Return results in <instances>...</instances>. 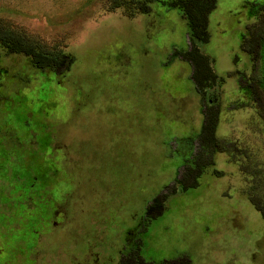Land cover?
Here are the masks:
<instances>
[{
	"label": "rangeland",
	"instance_id": "obj_1",
	"mask_svg": "<svg viewBox=\"0 0 264 264\" xmlns=\"http://www.w3.org/2000/svg\"><path fill=\"white\" fill-rule=\"evenodd\" d=\"M132 1L111 11L118 0H0L2 35L73 58L65 74L42 72L0 44V264H120L139 242L145 263L264 264V220L240 171L260 169L264 182V120L240 49L255 0H216L200 47L224 80L210 92L220 99L216 136L251 161L216 154L186 191L178 182L190 156L200 161L208 105L191 66L172 57L190 48L186 22L174 0H153L147 14ZM161 195L162 214L147 217Z\"/></svg>",
	"mask_w": 264,
	"mask_h": 264
},
{
	"label": "trees",
	"instance_id": "obj_2",
	"mask_svg": "<svg viewBox=\"0 0 264 264\" xmlns=\"http://www.w3.org/2000/svg\"><path fill=\"white\" fill-rule=\"evenodd\" d=\"M118 1L119 5H111V11L124 7V3L127 0ZM152 1L153 0H139L132 2L134 3L133 5L136 11L141 14H147L149 11L148 4ZM216 2V0H174L168 5L170 8L178 9L181 18L186 22L190 46L189 50L186 52L174 51L172 57L179 58L191 66V81L194 89L199 95V99L203 103L205 102V105L206 102L208 104L204 107L203 125L201 133L196 139V151L198 152L197 156L200 158V161L196 164V155H193L184 162L183 173L178 182L183 191H186L188 188L197 187V179L203 175L206 169L215 166L214 158L216 154L228 153L230 155V162L237 163L238 158L242 156L241 153H243L245 161H251L250 155L247 152L241 151L235 143H226V140L224 141V139H220L216 136L220 116V99L210 95V92L221 87L224 84V80L214 72L213 60L203 55L200 51V47L208 44L210 40L208 30L209 17L216 8ZM248 13L255 22L248 27L246 35L242 37L240 49L249 56L253 68L251 76L244 80L249 89H247L249 99L251 102H254V109L257 115L260 119L264 120V0H255L249 3ZM0 44L6 48L9 53L25 55L29 58L33 66L42 72L50 71L55 74H65L73 64V58L68 54H46L30 45H24L15 35L7 32L3 33V35L0 33ZM260 94L263 103H261L258 97ZM240 166L242 174L252 177L250 190L246 193L247 199L264 220V203H261L259 201L260 199L255 195L258 184H264L263 181L258 182V179H256L262 175L263 171L257 169L258 171H255V173H249L248 167L241 164ZM212 174L215 177H220L219 173L215 170H213ZM184 181H187L188 184H185ZM166 195L156 197L153 202L148 205L146 209L147 217L150 216L155 218V216L162 214ZM140 245L141 243L139 242V246L135 252H130V255L124 254L121 256L120 264H154L145 263L140 258ZM132 255L136 258L135 263L131 259ZM160 264L191 263L187 257L183 256L175 260H165Z\"/></svg>",
	"mask_w": 264,
	"mask_h": 264
}]
</instances>
